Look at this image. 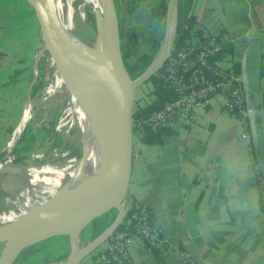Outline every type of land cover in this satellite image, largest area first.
<instances>
[{
	"label": "crops",
	"instance_id": "crops-1",
	"mask_svg": "<svg viewBox=\"0 0 264 264\" xmlns=\"http://www.w3.org/2000/svg\"><path fill=\"white\" fill-rule=\"evenodd\" d=\"M190 12L232 44L226 64L242 75L249 128L225 108V95L216 94L196 110L192 126L177 122L159 143L134 140L128 205L150 208L167 245L155 255L130 233L127 249L133 264H187L184 251L196 264H264V0H191ZM11 15L0 11V156L23 119L28 99L21 106L20 96L33 78L34 59L15 47L22 38ZM39 41L35 35L33 48ZM247 129L250 136L243 137ZM47 147L52 155L55 148ZM14 157L16 166H27ZM65 247L67 254L64 237L29 247L22 263L57 261L54 252ZM99 248L76 264H97Z\"/></svg>",
	"mask_w": 264,
	"mask_h": 264
},
{
	"label": "bare ground",
	"instance_id": "bare-ground-1",
	"mask_svg": "<svg viewBox=\"0 0 264 264\" xmlns=\"http://www.w3.org/2000/svg\"><path fill=\"white\" fill-rule=\"evenodd\" d=\"M34 1L41 9H46L53 18L59 38L58 45L62 49L64 62L74 80L57 69L53 80L46 87V91L54 94L59 100L63 96L68 99L63 88L69 91L64 112L69 116L70 124L66 125V120L61 118L56 128H65L64 132H66L67 128L72 126L75 129L74 140L82 146L83 154L74 156L63 164L46 163L24 169L27 177L24 179L23 192L26 194L30 185L38 184L39 190L38 193H34V197L26 195L17 201L14 198L16 193L11 182L12 176L2 179L0 190L8 192L3 198L17 205L12 208L0 206V231L35 212L48 217L64 218L87 211H98L104 200L103 174L106 169L105 160L110 151L108 144L120 136L119 129L111 120H99L92 111L94 105L99 115L106 114V102L110 91V79L106 78V47H110L111 41L103 17L104 4L102 1L99 3L98 0H88L93 9L102 13V15L98 13V32L94 38L88 40L80 34V22L84 17L81 6L73 5L70 0H65L64 3L62 0ZM64 5L67 7L64 8ZM63 9L66 10L65 14ZM175 16V8L172 7L168 23L169 33L172 32V27L174 28ZM41 49L40 47L39 50ZM155 61L151 62L150 67ZM76 84L88 95L93 105L85 100ZM25 105L23 119L7 142L5 146L7 150L11 149L30 118L31 100ZM11 166H13L12 158H8L6 163L0 162V176L5 175L4 171ZM36 189L33 187V190ZM40 192L42 194H39ZM71 196L72 198H69ZM92 243L80 247L77 237L71 239L75 259L78 260Z\"/></svg>",
	"mask_w": 264,
	"mask_h": 264
},
{
	"label": "water",
	"instance_id": "water-1",
	"mask_svg": "<svg viewBox=\"0 0 264 264\" xmlns=\"http://www.w3.org/2000/svg\"><path fill=\"white\" fill-rule=\"evenodd\" d=\"M26 1L32 8L36 17L42 43L41 51L35 53L33 65L35 66L37 59L46 52L50 64L54 67V74L57 69H59L73 80L64 62L62 49L58 45L59 38L53 18L46 9H41L34 0ZM98 1L99 3L102 1L104 4L105 11L103 17H105L111 41L110 47H106V78L110 79V91L106 102V114L99 115V111L95 109L88 95H86L77 84L76 86L85 100L93 105L92 111L95 117L99 120H111L120 131L119 138L115 139L113 142L110 141L108 144L110 151L105 160L106 169L103 174L105 183L103 205L98 211H87L69 215L64 218L48 217L37 212L22 217L6 229L0 231V243L3 244L0 250V264H21L23 253L26 249L61 237L69 240L68 252L64 257L50 264L58 262H60V264H76L87 254L98 248L111 235L128 208V191L133 162L134 134L132 113L135 88L142 81L155 73L165 60L169 44V16L172 7H174L176 11L177 0H169L167 3L164 37L161 50H159L156 57L153 59L156 60L155 64L150 67L152 60L149 65L135 77L129 74L123 55L120 17L116 0ZM94 12L97 18V20L95 19V23L97 24L98 32V13L100 14L101 12L95 9ZM157 18H161L160 11L157 12ZM133 36H135V34ZM35 81L36 73L33 70V78L30 82L28 91H30ZM63 92H65L69 99V91L63 88ZM25 125L12 147H15L18 143ZM54 135L55 132L50 135V138ZM253 137H255L254 134ZM24 169V167L13 165L8 167L4 172L7 174H13L15 172L22 173ZM103 221H108V223L94 237L90 235L88 237L89 240H84L82 238L86 232L89 233ZM75 237L78 238L80 247H85L89 242H93L89 249L78 260L75 259L70 244V239Z\"/></svg>",
	"mask_w": 264,
	"mask_h": 264
},
{
	"label": "built area",
	"instance_id": "built-area-1",
	"mask_svg": "<svg viewBox=\"0 0 264 264\" xmlns=\"http://www.w3.org/2000/svg\"><path fill=\"white\" fill-rule=\"evenodd\" d=\"M168 38L165 60L155 73L157 77L169 83L175 96L153 110L144 118V122L155 128L172 129L179 121L184 126H192L196 119V110L204 106L212 96L223 94L225 108L249 128L242 75L236 67L225 63L228 60V53L215 34L202 23H196L178 44L175 23L173 31L168 32ZM40 47L42 48L41 40L37 44L36 53L40 51ZM159 50L161 46H158L153 59ZM138 124L140 121L136 122L132 117L134 140H139ZM241 135L249 137V130H244ZM13 148L7 150V154L11 155ZM134 206L136 210L131 214L133 222L131 234L143 238L151 247L165 249L167 240L149 220L148 206L146 204ZM128 236V231L116 227L96 252L97 264H133L127 249ZM181 255L187 258V264H196L185 251L181 252Z\"/></svg>",
	"mask_w": 264,
	"mask_h": 264
},
{
	"label": "rangeland",
	"instance_id": "rangeland-1",
	"mask_svg": "<svg viewBox=\"0 0 264 264\" xmlns=\"http://www.w3.org/2000/svg\"><path fill=\"white\" fill-rule=\"evenodd\" d=\"M70 1L72 2L73 5L77 7H80V6L82 7L84 11V17L81 19V22H80V34L82 37H85L88 40H91L92 38H94L97 32V24L95 23V19L97 20V18H96V14L94 12V9L91 3L88 0H70ZM117 1H118V8L120 10L119 17H120L123 52L127 51V49L129 48V43H128L129 35L135 34L136 41L142 42V43L139 42V45H137V47H135L132 50L130 55L126 57V62L129 63L132 69H134V68L139 67L143 63L142 59H143V55L146 49V46H145L146 40H144L143 38L147 37V35L149 34V30L152 27L151 25H154L153 23L154 15L148 14V13H142L138 16H134L135 13L133 14L126 13L122 6V0H117ZM168 1L169 0H167V3ZM64 2L65 0L63 1V3ZM65 7L67 6L64 5V8ZM0 11L12 12L11 16L14 18L12 19V21L13 23L15 21V23L18 24L15 27V31L17 32V37L22 38L20 43H17L15 47L19 49V52H22L23 50L24 55H27L28 53V56L31 57V59H34V56L37 50V47L33 48L34 38H35V35L36 37L40 36V31H39L36 17L33 11L31 10V8L29 7L27 1L26 0H0ZM65 13H66V10L64 9V14ZM89 17H92L94 19V23H95L94 26L92 25V22L89 19ZM22 35H24L25 37H22ZM163 37L164 36H162L159 39V45H158L159 47L162 44ZM23 40H25V42H23ZM10 45L14 46V44H10ZM2 47L11 49V46L2 45ZM147 53L149 55L151 53V50L147 49ZM152 60L153 58L150 60V62ZM148 65H146V67ZM33 66L34 65H32V68H31V64L29 66V73H30L29 81L33 77L32 71L34 70L36 73L37 86L40 83L41 85L39 86L38 90L35 93L26 91L25 94L23 92V94L20 96L21 106L23 102H25L27 99L28 100L26 104H28L30 100L32 103L33 110L31 109L32 113L30 115V118L26 122L25 126L28 127L27 131H29V134H30V133H34L37 127L39 126L49 127L52 125L51 123L53 122L54 128H53V131L51 132L56 133L55 134L56 138L54 137L51 141L48 142V138H50V136L46 135L42 141L36 140L32 145V149L30 152L31 155L27 158V163H26L27 166L25 167V169L32 167V166L33 167L41 166L46 163H49V161H51L52 163L59 162L63 164V162H65L66 160L74 157L69 154L70 150H67L64 153L61 151V147H65V145H67L68 143L70 144L72 143V145H74V147L80 151V155L78 156H81L83 154L82 146L74 140L73 134L75 133V129L72 126L70 127L68 126L69 128H67L66 132H64L65 128H60V129L56 128L61 118H64L66 120V125L70 124L69 116L66 115L64 112L68 99L66 96L65 97L63 96L59 100L56 98L54 94H50L46 91V87L53 80V77H54V70H53L54 67L50 64L48 57H47V53L44 52L37 59L36 65L34 67ZM13 80H15V77L11 78V81ZM152 81H153L152 79H146L136 86L135 93H134V99H133V107L137 104H143L149 98V95L147 92L151 88ZM56 142H58V145L53 150L52 155L46 154L44 152V148H46L47 146L50 147L53 143H56ZM18 148H21L20 144H18ZM6 152H7V149L3 148L0 162L6 163L8 158H12V160L15 161L14 165L15 166L18 165L14 157V151H11L12 152L11 155L13 157H11V155L7 154ZM40 161L41 162L43 161V163L37 164ZM13 174L14 175L12 176L11 182L13 184V189L16 193L14 198H16L17 201H19L21 198H24V196L26 195H29L30 197H34V193L35 194L38 193V190H39L38 184L30 185L28 187V190H26V194L23 192L24 187H25L24 179H26L27 177L24 170L22 173L15 172ZM8 176H11L10 173H8L2 179L7 178ZM33 187H36L37 191L33 190ZM7 194H8L7 191L0 190V206L6 207V208L15 207L17 204L13 203L12 201H7L3 198V196ZM39 194H42V193L40 192ZM87 235H88V232H86L82 236V238L86 239ZM2 245L3 244L0 243V250L2 248ZM65 250L67 251V247H65V249H62V250H56L54 253L58 254L60 252H64ZM52 262H55V259L51 261L49 260L45 264H50Z\"/></svg>",
	"mask_w": 264,
	"mask_h": 264
},
{
	"label": "trees",
	"instance_id": "trees-1",
	"mask_svg": "<svg viewBox=\"0 0 264 264\" xmlns=\"http://www.w3.org/2000/svg\"><path fill=\"white\" fill-rule=\"evenodd\" d=\"M190 2L191 0H177L176 2V28H177V43L179 44L181 39L188 33V31L193 28L196 23V16L190 12ZM116 5L118 9L119 14V8H118V1L116 0ZM122 6L126 13L134 14V16H138L142 13H148L154 15V20L156 23L154 25H151V29L149 30V34L147 37H144L143 39L146 40L145 46V52L142 59V65H140L137 68L132 69L129 63L126 62L127 69L132 77L137 76L140 74L148 65L150 60L154 57L158 45H159V39L164 34V23H162V20L165 16L166 10H167V0H122ZM32 10V9H31ZM161 12V19H157V12ZM120 16V15H119ZM89 19L92 22V25L94 26V19L92 17H89ZM199 30V29H198ZM216 38L219 39L222 42L223 49L228 53L232 51V44L230 41L226 38H221V34H215ZM129 48L127 51L123 52L124 58L130 55L132 50L139 45L140 41H136V37H134L132 34L129 35L128 38ZM142 43V42H140ZM147 49L151 50V53L148 55ZM162 66V65H161ZM160 66V68H161ZM235 67V66H234ZM147 79H152V85L151 88L148 90L149 98L143 103V104H137L133 107V113L132 116L134 118V121L138 122L140 121V124L138 126L140 127V133H139V140L141 142L147 143V144H153V143H159L162 142L165 135H167L170 131L167 127H152L151 125L144 122V118L147 117L153 110L159 108L165 101L172 99L175 96V92L173 88L169 85L167 81H164L162 78L157 77L156 73H153L150 75ZM36 81L31 86V93H35L39 86ZM52 125L49 127L45 126H39L36 128L34 133H30L27 131V126L23 129V136L21 137L20 145L21 148H13L14 153H16V158H18V161L22 164L27 163V158L29 157V152L32 149L33 143L37 140H43L46 135H51V131H53V122ZM28 134V135H27ZM58 142L53 143L52 147H57ZM67 149L70 150L71 156H78L80 155V151L77 150L72 143H68L65 145ZM52 150V148H51ZM52 163L51 161H49ZM262 173V172H261ZM69 198H72L69 197ZM68 198V199H69ZM136 210V207L133 205H130L125 215L123 216L122 220L117 225L118 229H123L128 231V234L132 233V219L131 214ZM153 217L149 208V220L151 222ZM108 221H103L100 224H98L96 227L92 229L88 233V235L91 237H94L106 224ZM152 250L154 251L155 255H158L160 253V248L152 247ZM66 255L65 252L58 253V256L60 258L64 257ZM96 256V253L94 254ZM36 261L32 259H27L25 263L22 264H35Z\"/></svg>",
	"mask_w": 264,
	"mask_h": 264
},
{
	"label": "flooded vegetation",
	"instance_id": "flooded-vegetation-1",
	"mask_svg": "<svg viewBox=\"0 0 264 264\" xmlns=\"http://www.w3.org/2000/svg\"><path fill=\"white\" fill-rule=\"evenodd\" d=\"M165 18H166V13H165V16H164V18H163V20H162V23H164V30H165V26H166V20H165ZM158 19V18H157ZM161 19V18H160ZM153 23H156V21L154 20L153 21ZM176 23V22H175ZM172 31H173V27H172ZM132 35H134V34H132ZM164 35V34H163ZM135 37V36H134ZM125 60H126V58H125ZM23 132V131H22ZM23 136V134L21 133V136H20V139H21V137ZM69 150V149H68Z\"/></svg>",
	"mask_w": 264,
	"mask_h": 264
}]
</instances>
